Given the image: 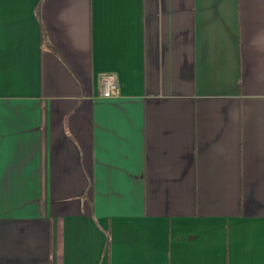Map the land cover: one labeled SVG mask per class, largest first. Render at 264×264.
Here are the masks:
<instances>
[{
	"label": "crops",
	"instance_id": "obj_1",
	"mask_svg": "<svg viewBox=\"0 0 264 264\" xmlns=\"http://www.w3.org/2000/svg\"><path fill=\"white\" fill-rule=\"evenodd\" d=\"M0 264H264V0H0Z\"/></svg>",
	"mask_w": 264,
	"mask_h": 264
},
{
	"label": "built area",
	"instance_id": "obj_2",
	"mask_svg": "<svg viewBox=\"0 0 264 264\" xmlns=\"http://www.w3.org/2000/svg\"><path fill=\"white\" fill-rule=\"evenodd\" d=\"M98 83L101 90L102 98H112L118 94V86L116 82V76L114 74H102Z\"/></svg>",
	"mask_w": 264,
	"mask_h": 264
}]
</instances>
